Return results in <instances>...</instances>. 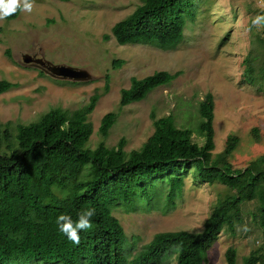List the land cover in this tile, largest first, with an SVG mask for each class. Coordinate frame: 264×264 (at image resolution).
I'll list each match as a JSON object with an SVG mask.
<instances>
[{"label":"rangeland","instance_id":"374dc122","mask_svg":"<svg viewBox=\"0 0 264 264\" xmlns=\"http://www.w3.org/2000/svg\"><path fill=\"white\" fill-rule=\"evenodd\" d=\"M32 2L30 13L20 11L13 20H0V81L14 84L0 95V124H10L13 148L18 124L36 122L52 108L77 110L98 95L89 116L92 134L87 147L93 150L103 142L112 148L123 139L125 151L130 152L152 135L153 118L171 116L177 127L195 131L199 102L210 93L214 98L213 155L222 153L228 137L235 136L238 145L230 158L235 169L264 156V27L251 24L257 15H264V0H200L183 41L167 51L149 45H119L111 35L112 27L132 14L142 0ZM36 54L52 65L85 70L91 78L64 80L23 63V56ZM247 58L253 67L250 77L244 63ZM115 61L122 62L121 66L115 67ZM159 71L180 75L143 101L121 105V91L130 87L132 78ZM108 113L116 118L103 138L100 127ZM192 138L203 144L197 133ZM184 182L182 197L167 211L163 198L151 201L150 206L137 202L133 208L113 209L127 237L128 262L158 233H200L217 201L227 193L220 184H198L190 175ZM256 209L255 202L242 205V224L234 234L225 229L219 235L205 264H228L229 248L236 251L235 264H243L253 252L264 259L260 229L253 219ZM169 260L173 264V256Z\"/></svg>","mask_w":264,"mask_h":264},{"label":"trees","instance_id":"16d2710c","mask_svg":"<svg viewBox=\"0 0 264 264\" xmlns=\"http://www.w3.org/2000/svg\"><path fill=\"white\" fill-rule=\"evenodd\" d=\"M199 3L142 0L132 14L112 27L111 35L119 45L173 50L183 41L184 29L194 20ZM244 63L246 75L252 76V62L247 58ZM121 64L113 63L115 67ZM179 75L159 71L142 79L132 78L130 87L121 91L120 103L127 106L143 101ZM13 87L7 80L0 81V95ZM97 100L98 95L92 96L87 105L74 111L52 108L36 122L18 124L14 148L10 124H0V264H169L170 256L173 264H205L219 235L225 229L234 234L236 226L242 224V205L247 202L257 205L253 219L264 246V156L235 169L230 163L238 145L235 136L228 137L222 153L213 155L212 94L199 102L195 131L177 127L171 116L153 118L152 135L130 152L125 151L123 139L112 148L103 142L93 150L87 147L92 134L89 116ZM115 118L114 113H108L102 119L103 138ZM194 133L203 138L202 145L193 141ZM188 175L198 184H220L227 190L205 220L203 230L158 233L128 262L127 237L113 209L133 208L137 202L150 206L151 201L163 198L167 211L182 197ZM88 207L96 210L93 226L82 232L79 245H74L58 231L56 217L67 213L75 219ZM226 261L236 263L235 249L227 250ZM243 264H264V259L253 252Z\"/></svg>","mask_w":264,"mask_h":264},{"label":"clouds","instance_id":"9594fccd","mask_svg":"<svg viewBox=\"0 0 264 264\" xmlns=\"http://www.w3.org/2000/svg\"><path fill=\"white\" fill-rule=\"evenodd\" d=\"M33 9L32 0H0V20L16 13L18 10L31 12ZM252 26L264 27V15H257L251 21ZM96 215L94 207L80 210L74 219L72 215L63 213L56 217L55 224L58 231L74 245H79L81 233L92 228V220ZM179 252V248L176 249Z\"/></svg>","mask_w":264,"mask_h":264},{"label":"water","instance_id":"95a60500","mask_svg":"<svg viewBox=\"0 0 264 264\" xmlns=\"http://www.w3.org/2000/svg\"><path fill=\"white\" fill-rule=\"evenodd\" d=\"M22 60L25 65L35 66L43 70L46 74L56 78H61L74 82H84L88 81L91 78L90 74L85 70H79L70 66L52 65L43 59L34 60L29 55L23 56Z\"/></svg>","mask_w":264,"mask_h":264},{"label":"flooded vegetation","instance_id":"af4514ba","mask_svg":"<svg viewBox=\"0 0 264 264\" xmlns=\"http://www.w3.org/2000/svg\"><path fill=\"white\" fill-rule=\"evenodd\" d=\"M32 58H33L34 60H36V59H43L42 56L37 55V54H36V55H33ZM43 60H44V59H43ZM39 71H40V72H44V71L41 70V69H39Z\"/></svg>","mask_w":264,"mask_h":264}]
</instances>
